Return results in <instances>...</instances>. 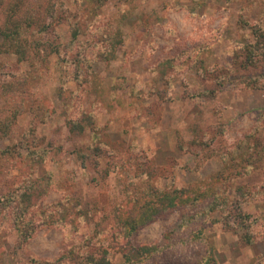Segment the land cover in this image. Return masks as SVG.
<instances>
[{"label":"rangeland","instance_id":"obj_1","mask_svg":"<svg viewBox=\"0 0 264 264\" xmlns=\"http://www.w3.org/2000/svg\"><path fill=\"white\" fill-rule=\"evenodd\" d=\"M52 1L67 9L64 17L44 31L26 30L29 41L40 40L31 57L36 60L39 54L46 62L33 66L31 60L20 63L7 55L0 74L1 80L12 81V74H32L25 88L0 87V122L10 123L0 129V152L13 145L16 153L23 141L45 153L34 173L46 191L39 208L67 195L78 197L83 207L97 205L99 210L80 228V233L89 232L103 216L102 227H110L114 209L126 198L125 185L143 177L141 164L148 160L158 169L149 181L158 187L185 186L238 169L241 173L232 174L227 189L257 220L251 243L240 240L244 229H225L212 220L219 213L211 212L172 235L174 241L184 239L183 245L167 247L142 264H194L203 245L185 238L198 225L213 246L215 264H264V194L238 197L234 191L237 186L264 187V55L257 66L240 63L244 43L253 39L240 21L264 29V0H130L125 16L126 3L118 0H105L95 11L89 9L92 0H0V23L14 3L37 4L49 23ZM116 29L121 42L108 60L98 52V35ZM87 57L96 83L86 71ZM201 63L211 70L209 78L199 74ZM220 68L228 74L222 85L215 78ZM20 98L23 108L13 117ZM70 120L79 121L83 132H70ZM255 126L260 152L226 169V154L248 150L245 135ZM0 164L1 177L20 174V162ZM11 177L7 182L13 185ZM181 214L178 209L155 219L137 232L134 243L164 245L163 233ZM5 216L0 228L3 264H40L34 258L53 260L70 244L61 227L42 224L20 246L11 216ZM113 261L121 264L120 255L113 254Z\"/></svg>","mask_w":264,"mask_h":264},{"label":"trees","instance_id":"obj_2","mask_svg":"<svg viewBox=\"0 0 264 264\" xmlns=\"http://www.w3.org/2000/svg\"><path fill=\"white\" fill-rule=\"evenodd\" d=\"M104 1L92 0L89 9L95 11ZM118 2L126 3V7H123L124 10L121 11V15L125 16L130 10L131 1L118 0ZM5 10L4 18L0 23V74L6 64L3 57L7 55H14L20 63L31 60L33 66H35V62H46V59L41 58L39 54H36V60L31 57L33 51L38 52L40 40L32 39L29 41L26 30L30 27H37L38 31H44L51 22L56 23L55 21H59V18H63L67 9L59 1L50 2L47 10L51 14L52 21L49 23H46L42 18L43 11H40L37 4L22 7L20 4L14 3ZM240 22L242 27L249 29L253 34V39L243 45L244 57L240 59V63L244 67L257 66V62H260V56L264 55V29L257 23H248L244 20ZM73 30L76 33L78 31L75 27ZM98 41L102 44L98 52L109 60L121 42V30L104 32L100 35V39L98 35ZM197 58L198 54L193 63ZM198 60L200 61V59ZM86 62V71L92 75L93 70L90 67L88 57ZM197 70H199L202 78L210 77L211 70L204 67L203 63L198 66ZM219 70L220 73L215 78L222 85L228 74H224L221 68ZM23 74L18 78L14 74L10 75L11 79L16 78L14 81L0 79V87H5L8 90L25 88L24 84L32 74L26 71ZM15 92L13 91L11 94H15ZM22 100L23 98H20L15 101L13 117L21 112ZM34 110L35 116H44ZM0 123L1 130L10 125L8 121ZM69 124L70 132L81 133L84 130V126L79 121L70 120ZM256 132L257 126L245 135L248 138L246 142L251 144L250 150L240 153L232 152L231 155L226 154L223 159L226 169H231V163H241L245 158L260 152L261 143ZM11 147L13 145H8L1 150L0 160L10 164L20 162L22 167L19 169V175L6 174L5 177L0 176V188L4 186V190L0 191V228L6 213L11 216L10 222L17 231L20 246L25 245L33 234L40 230L42 224L58 225L63 229L65 239L70 241V244L53 260L34 258L40 264H115L113 261V254L115 253L120 255L121 264L147 263L165 248L176 243L183 245L184 239L182 240L183 243L174 241L172 235L179 231H187V228L202 218L210 216L211 212L219 213L218 218L212 219L213 222H221L228 230L244 229L245 232L240 234V240L245 244L253 241L252 228L257 220L244 209L241 201L230 196L227 189L232 174L241 173L238 169L235 173H232V169L228 173L218 172L185 186L158 187L149 181L158 169L152 161L148 160L145 164H141L143 177L137 182L125 185L126 198L121 200L114 209L110 227H102L101 222L105 219L103 216L102 219L94 223L89 232L80 233V228L91 220L93 211L99 210V206L83 207L78 197L67 195L48 206L39 208L40 198L46 191L41 189L40 179L34 178V173L37 166L44 161L45 153L27 148L23 141L19 143L20 149L16 153ZM23 149L26 150L24 153L22 152ZM1 172L0 164V175ZM10 177L16 180L13 185L7 182ZM234 191L238 197H254L258 193L264 194V187L251 190L237 186ZM178 209L182 210V214L174 226L163 233L166 242L164 245H159L156 242L134 243L133 239L139 230L155 219ZM191 209H195V211L189 212ZM34 213L37 214V219H34ZM79 234L81 235L79 236ZM185 239L186 241L200 242L203 245V252L194 264H215L213 246L207 242L201 225L186 232ZM0 264H3L2 257H0Z\"/></svg>","mask_w":264,"mask_h":264}]
</instances>
